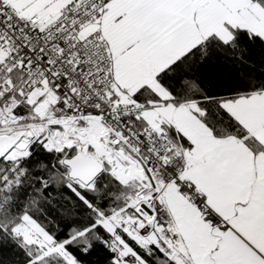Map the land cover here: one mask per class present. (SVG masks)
Returning a JSON list of instances; mask_svg holds the SVG:
<instances>
[{
	"label": "snow or ice",
	"instance_id": "1",
	"mask_svg": "<svg viewBox=\"0 0 264 264\" xmlns=\"http://www.w3.org/2000/svg\"><path fill=\"white\" fill-rule=\"evenodd\" d=\"M0 264H264V0H0Z\"/></svg>",
	"mask_w": 264,
	"mask_h": 264
}]
</instances>
